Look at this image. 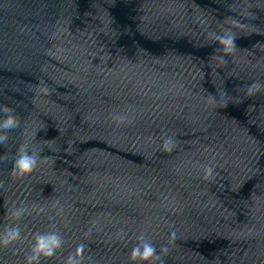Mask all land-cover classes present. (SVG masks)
Here are the masks:
<instances>
[{
    "label": "water",
    "instance_id": "95a60500",
    "mask_svg": "<svg viewBox=\"0 0 264 264\" xmlns=\"http://www.w3.org/2000/svg\"><path fill=\"white\" fill-rule=\"evenodd\" d=\"M225 31L237 37L226 56ZM253 82L264 85V0H0V106L20 124L0 146V231L21 229L0 264H25L50 231L63 247L40 264L80 244L83 264H131L142 232L169 248L164 264H264ZM21 145L39 164L17 179Z\"/></svg>",
    "mask_w": 264,
    "mask_h": 264
},
{
    "label": "clouds",
    "instance_id": "9594fccd",
    "mask_svg": "<svg viewBox=\"0 0 264 264\" xmlns=\"http://www.w3.org/2000/svg\"><path fill=\"white\" fill-rule=\"evenodd\" d=\"M237 37L231 31H225L222 35H215V40L220 46V50L226 55L233 53L236 48ZM223 61L224 57H220ZM264 88V85L259 82H253L248 86V95H254L260 92ZM41 92L48 94V89L42 87ZM215 100V97H211ZM115 120L123 123L127 117L125 115H117ZM19 120L15 115L12 108L7 105L0 106V146H7L9 137L7 133L13 129L19 128ZM175 148V142L172 137L163 138L162 151L172 152ZM39 164V158L37 154L31 153L26 145H21L15 154L12 161L11 175L14 178H23L31 174ZM204 179L208 180L214 175V168L212 166L205 167ZM3 185L0 184V187ZM58 203V202H57ZM11 217L20 219L24 216L26 209L24 207H13L9 210ZM63 209L60 208L58 215L62 214ZM90 234V232H89ZM21 239V229L18 225L6 226L0 231V246L7 247ZM137 243L131 249L129 254V260L131 264H164L163 257L169 253L167 246H162L157 252L156 246L146 237L142 232L137 236ZM176 239L175 231L171 232L170 243ZM34 242L31 246L29 255L25 258V264H40L41 258H52L63 247V239L56 231H50L47 233H36ZM85 245L80 244L77 246L74 253L69 254L64 264H83Z\"/></svg>",
    "mask_w": 264,
    "mask_h": 264
}]
</instances>
